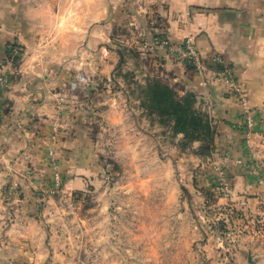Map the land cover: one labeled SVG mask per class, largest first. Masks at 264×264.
<instances>
[{
	"label": "crops",
	"instance_id": "crops-1",
	"mask_svg": "<svg viewBox=\"0 0 264 264\" xmlns=\"http://www.w3.org/2000/svg\"><path fill=\"white\" fill-rule=\"evenodd\" d=\"M186 40L203 73L175 49ZM13 46L21 57L8 61ZM217 57L241 94L216 75ZM0 66L10 81L0 88V264H77L86 232L102 237L103 140L116 156L163 162L164 129L141 112L128 77L191 93L214 131L210 154L191 157L208 179L219 168L230 200L248 211L263 202L264 0H0Z\"/></svg>",
	"mask_w": 264,
	"mask_h": 264
},
{
	"label": "rangeland",
	"instance_id": "rangeland-1",
	"mask_svg": "<svg viewBox=\"0 0 264 264\" xmlns=\"http://www.w3.org/2000/svg\"><path fill=\"white\" fill-rule=\"evenodd\" d=\"M125 62L122 60V64ZM130 78L126 83L134 87L133 95L141 112L149 117L151 125L157 121L164 129V149L162 146L158 152L165 156L163 162L157 155L149 157V162L144 156H116L110 151V141H102L107 190L101 212L102 237L96 235L94 228L86 232L85 251L78 252L75 247L72 252L75 262L255 264L264 260V200L256 211H248L241 201L229 199V193L220 187L217 173L209 174L212 188L199 186L210 179L205 172L206 162H196L190 154L200 157L195 150L201 145V150L206 151V133L197 140L175 134L172 123L160 122L143 106L150 97L148 87L156 80L165 82L156 75ZM79 86L78 83L71 89ZM193 109L204 119L205 111L196 105ZM212 149L213 144L209 154ZM212 162L207 164L213 165ZM90 199L91 196L89 203ZM92 222L94 227L95 221Z\"/></svg>",
	"mask_w": 264,
	"mask_h": 264
},
{
	"label": "trees",
	"instance_id": "trees-1",
	"mask_svg": "<svg viewBox=\"0 0 264 264\" xmlns=\"http://www.w3.org/2000/svg\"><path fill=\"white\" fill-rule=\"evenodd\" d=\"M149 99L143 106L149 112L159 118L162 123H172L173 132L182 134L189 140L202 139L206 133L205 152L201 145L195 150L199 156H207L213 144L214 131L206 116L200 119L194 111L195 99L191 93L180 96L177 91L166 82L155 81L148 89Z\"/></svg>",
	"mask_w": 264,
	"mask_h": 264
},
{
	"label": "built area",
	"instance_id": "built-area-1",
	"mask_svg": "<svg viewBox=\"0 0 264 264\" xmlns=\"http://www.w3.org/2000/svg\"><path fill=\"white\" fill-rule=\"evenodd\" d=\"M161 43L167 44L166 41H162ZM177 51H181L183 58L193 66V68L198 72V73H203L208 69L207 65L197 51L194 49L192 44L190 43L189 40H186L180 47H175ZM21 49L18 46H13L10 49V53L8 55V61H12L14 59H18L21 57ZM216 64L220 66L221 68L216 72L217 76H221L223 82L227 83L229 86V89L235 93L241 94L240 87L238 85L237 79L235 75L232 72V69L230 66L224 63L222 59L217 57L215 59ZM83 78L81 76H77L76 80L71 83V87H75L76 83ZM9 78L4 72L3 67L0 66V88L5 87L9 84ZM2 100L1 94H0V101ZM259 121L263 123V119L259 118ZM255 123V119L253 117V113L250 111H246L244 115L242 116V128L247 130L248 132H252L253 126ZM51 166L55 169V164L54 162L51 163ZM216 173L218 176V182L220 184L221 189L225 192L228 193L229 188L228 185L225 181L224 176L221 174V171L219 168H216ZM54 183L57 187L60 186L61 184V178L58 172L55 171L54 177H53Z\"/></svg>",
	"mask_w": 264,
	"mask_h": 264
}]
</instances>
